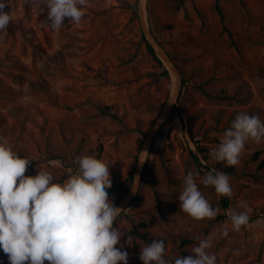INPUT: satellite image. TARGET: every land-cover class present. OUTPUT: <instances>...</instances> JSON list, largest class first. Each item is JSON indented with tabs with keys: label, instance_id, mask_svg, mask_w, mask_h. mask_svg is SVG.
<instances>
[{
	"label": "rangeland",
	"instance_id": "rangeland-1",
	"mask_svg": "<svg viewBox=\"0 0 264 264\" xmlns=\"http://www.w3.org/2000/svg\"><path fill=\"white\" fill-rule=\"evenodd\" d=\"M135 2L88 0L79 24L66 20L53 30L43 0H6L12 19L0 31V136L31 160L26 176L45 170L53 183H63L78 169L76 158L90 155L109 167L112 185L129 178L175 87L174 74L147 48L128 6ZM144 6L182 89L142 159L139 199L114 222L128 264H143L140 249L151 243L144 234L165 241V258L192 255L207 237L216 264H264V143L248 141L233 172L209 154L237 114L264 121V0H145ZM209 171L230 177L227 207L201 183ZM188 172L199 173L202 194L220 209L214 219L197 221L179 208ZM109 200L115 207L121 201L114 192ZM233 210L249 214L239 232L231 229ZM0 264H9L2 250Z\"/></svg>",
	"mask_w": 264,
	"mask_h": 264
},
{
	"label": "clouds",
	"instance_id": "clouds-1",
	"mask_svg": "<svg viewBox=\"0 0 264 264\" xmlns=\"http://www.w3.org/2000/svg\"><path fill=\"white\" fill-rule=\"evenodd\" d=\"M43 2L46 22L58 30L66 20L81 22L88 0ZM6 6V0H0V31H6L12 19ZM248 141L264 143V121L239 113L209 154L217 162L235 166ZM30 162L0 136V250L9 264H128V252L120 245L123 233L114 226L122 209L113 205L107 191L112 186L109 167L93 156H78L74 174L63 183H53L49 171L26 176ZM198 176L194 172L185 175L179 208L197 221L214 219L220 209L204 197ZM201 183L214 188L220 197L232 196L230 177L223 172L209 171ZM229 220L231 229L239 232L248 224L249 214L233 210ZM220 235L227 237L228 228ZM132 241L129 236L125 243ZM211 247V238L206 237L191 249L192 255L165 258V241L157 239L141 247L139 259L143 264H216L215 254L207 251Z\"/></svg>",
	"mask_w": 264,
	"mask_h": 264
},
{
	"label": "water",
	"instance_id": "water-1",
	"mask_svg": "<svg viewBox=\"0 0 264 264\" xmlns=\"http://www.w3.org/2000/svg\"><path fill=\"white\" fill-rule=\"evenodd\" d=\"M145 0H137V15L138 19L141 25V28L143 30V34L145 38L147 39V42L154 48L156 55H158L161 62H163L167 68L174 74L175 77V87L174 92L171 96L170 101L168 104L163 108V110L160 112V114L157 116L155 121L153 122L151 128L148 130V133L143 141L141 151L137 157V162L135 166L134 171V177H133V184L130 188V190L127 192V194L121 199V201L117 204L116 207H119L122 209V211L126 208L128 203L133 200V198L138 194L140 183H141V177H142V171H143V165L142 159L144 158V155L146 151L149 149V146L152 142V139L155 135V132L157 131L158 127L160 126L161 122L167 117V115L172 110L173 106L177 104L178 98L181 93L182 89V78L181 74L177 68V66L172 61L169 54L166 52V50L162 47V45L159 43L157 38L154 36L153 32L148 28V25L146 23L145 18V6H144ZM134 190V192H133Z\"/></svg>",
	"mask_w": 264,
	"mask_h": 264
},
{
	"label": "trees",
	"instance_id": "trees-1",
	"mask_svg": "<svg viewBox=\"0 0 264 264\" xmlns=\"http://www.w3.org/2000/svg\"><path fill=\"white\" fill-rule=\"evenodd\" d=\"M128 6H129L130 10L136 15V13H137V4H136V2L133 3V4H130V3H129ZM216 8H217L218 12L220 13L221 18L223 19V15H222V12H221V9H220V6H219L218 1L216 2ZM147 10L149 11L148 8H147ZM146 45H147V48H148L149 52L151 53V55H152V56H153V57H154L159 63H161V61L159 60V58H157V55H156V53H155L154 48H153L148 42L146 43ZM164 75H165V76H168V71H167V70L164 71ZM140 134H141L143 137L146 135V133L143 132V131H140ZM258 155H259V151L256 152L255 157H258ZM193 158H194V160H195L197 163H199V158H198L197 156L193 155ZM147 163H148V162H146L145 167L147 166ZM259 167H264V159H261V160H260V162H259ZM234 168H235V166H231V167L227 166V171H228V172H233ZM134 171H135V168L131 171V173H130L128 179H125V180H123V181H118V180L115 181V182L113 183L112 187L108 190V194L114 192V193L116 194L117 201L123 199L124 195L126 194V192H127V190H128V189H127L128 184H129L130 182L133 181ZM138 199H139V196L136 195V196L133 198V201H136V200H138ZM223 204H224V206H226V207L228 206V197H223ZM142 237H143L144 240H146V241H148V242H152V241H153L152 238L148 237V234H144ZM182 243H184V244H185V243H189V240H184Z\"/></svg>",
	"mask_w": 264,
	"mask_h": 264
}]
</instances>
